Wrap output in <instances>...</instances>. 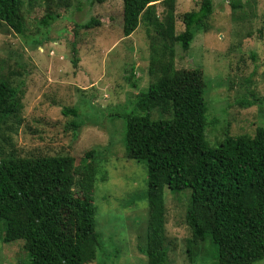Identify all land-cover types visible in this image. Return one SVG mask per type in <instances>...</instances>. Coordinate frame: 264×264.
Segmentation results:
<instances>
[{
    "label": "rangeland",
    "instance_id": "rangeland-1",
    "mask_svg": "<svg viewBox=\"0 0 264 264\" xmlns=\"http://www.w3.org/2000/svg\"><path fill=\"white\" fill-rule=\"evenodd\" d=\"M233 1L241 8L234 11L230 0H213L211 31L199 32L188 51L176 47L177 87L204 88L211 148L227 134L252 136L264 128V0ZM67 2L24 0L23 34L0 22V80L20 89L23 107L0 117V150L19 157H71L76 166L93 150L100 248L90 264H148L142 252L149 228L147 166L127 159L124 136L126 117L138 114L137 96L159 76L149 75L154 33L141 25L124 37L123 0H83L81 9L76 0L68 7ZM201 2L176 0L177 34L184 31L182 16L197 11ZM165 8L157 5L160 20ZM48 9L60 18L46 29L40 21ZM92 19L96 24L90 28H77ZM64 109L77 116L65 115ZM151 114L170 117L158 109ZM164 197L169 264H219L210 240L193 260L187 253L191 190L165 189ZM4 228L0 221V264H30L23 241L4 242Z\"/></svg>",
    "mask_w": 264,
    "mask_h": 264
},
{
    "label": "trees",
    "instance_id": "trees-1",
    "mask_svg": "<svg viewBox=\"0 0 264 264\" xmlns=\"http://www.w3.org/2000/svg\"><path fill=\"white\" fill-rule=\"evenodd\" d=\"M76 1L81 9L83 0ZM87 1L93 4L95 0ZM230 1L234 11L241 8ZM123 4L125 38L141 25L154 33L149 75H159L137 96L138 114L126 117L124 136L127 159L147 166L149 228L142 252L148 264H169L165 189L191 190L185 217L191 230L186 245L190 259L210 240L217 248L219 264L262 261L264 128H257L252 136L227 134L224 142L211 148L206 140L209 105L204 88L177 87L176 47L188 51L199 32L211 31L213 0H202L197 11L182 16L184 31L180 34L176 0H123ZM159 4L166 6L163 20L157 14ZM23 6L24 0H0V22L18 34L25 28ZM59 18L48 9L40 24L48 29ZM93 24L96 21L92 19L77 28ZM73 52L76 54L75 43ZM21 95L19 88L0 80V117L14 116L23 109ZM156 109L170 117L153 119L151 113ZM63 113L77 116V111L70 109ZM72 127L80 126L72 123ZM93 156L92 150L76 166L71 157L0 153L3 240L23 241L30 264H90L96 260L100 239L93 194L99 170L90 162Z\"/></svg>",
    "mask_w": 264,
    "mask_h": 264
}]
</instances>
